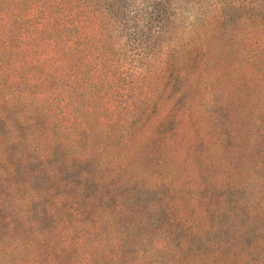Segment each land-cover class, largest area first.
<instances>
[{
  "label": "rangeland",
  "instance_id": "rangeland-1",
  "mask_svg": "<svg viewBox=\"0 0 264 264\" xmlns=\"http://www.w3.org/2000/svg\"><path fill=\"white\" fill-rule=\"evenodd\" d=\"M30 2L0 0V38L2 31L7 34L0 41V62L5 68L11 66L0 72V97L20 101L27 93L35 101L45 94V108L28 111L27 105H3L0 109L9 112L7 118L17 124L20 138L31 136L29 145L20 140L13 146L11 155L16 161L20 157L15 152L21 148L47 152L53 144L51 134L61 135V145L55 142L51 148L56 154L53 160L73 169H62V175L46 178L44 183L33 181L48 190L45 204L54 206L60 217L66 216L84 195L80 208L90 205V213L96 216L114 212L118 206L124 212L138 211L137 202L141 201L161 212L159 226L165 228L169 214L176 224L170 230L174 237L170 246L180 248L182 244L183 248V243L189 242L196 251L174 248L168 256H152L140 264H264V29H243L237 34L225 29L221 35L217 8H194L182 21L183 33L174 42L152 58H135L125 48L116 49L120 46L118 36L102 33L106 26L103 17L94 15L85 26L76 21L83 34L88 29L97 34L89 41H78L76 47L83 52L70 62L87 73L89 68L83 71L80 63L87 56L84 48L91 49L97 42L113 59L101 72L102 78L105 68L114 72L117 82L111 78L116 90L112 94L109 85L89 87V74L70 89L72 65L54 75L51 64L39 63L42 54L26 57L33 45L27 39L45 14L44 6L29 14ZM73 33L75 28L67 36L71 38ZM20 36L25 38L22 46H18ZM43 71L49 72L40 77ZM100 91L103 97L96 96ZM68 98L75 102L72 118L63 116L68 109L63 101ZM66 124L71 131H63ZM5 129V125L0 128L4 143L7 134L1 130ZM85 175L87 181L81 179ZM69 180L77 181L66 187ZM61 195L70 196V200L58 206ZM114 222L102 224L96 235L84 230V235L90 234L84 243L70 240L71 248L61 254L66 256L61 262L72 264L81 258L78 244L87 248L101 232L110 234L114 242L121 232ZM198 229L205 233L202 242L186 238ZM150 231L145 237L136 234V241L157 242L158 233ZM133 238L134 233L127 242ZM106 241L108 247L107 238L101 246ZM214 241V246L209 245ZM38 248L45 257L58 256L55 250L61 247L55 242V249ZM7 256L25 261L32 255L23 248L21 253ZM90 257L87 264H119L116 256L109 254ZM129 259L125 256L123 260L132 264ZM45 261L43 258L41 264Z\"/></svg>",
  "mask_w": 264,
  "mask_h": 264
},
{
  "label": "trees",
  "instance_id": "trees-1",
  "mask_svg": "<svg viewBox=\"0 0 264 264\" xmlns=\"http://www.w3.org/2000/svg\"><path fill=\"white\" fill-rule=\"evenodd\" d=\"M42 6L45 8L42 24H38L30 33L27 40L33 43L32 50L25 53L27 58L33 54H42L43 57L38 59L39 63L51 64V67L54 68V75L66 72V68L70 69L72 65L70 58H77L82 54L83 50L76 47L78 41H89V37L97 34L94 29H88L83 34L76 23V21H80V25L85 26L94 15L101 16L105 20L106 26L101 29L102 33L107 34V36L119 37L120 46H116V49L125 48V51L131 52L135 58H152L174 42L178 34L183 33L180 31L182 21L186 20L187 14H191L194 8L197 10L204 7L217 8V31L221 32V35L226 30H232L237 34L243 29H264V0H31L29 14L34 15ZM78 16H81L80 19ZM73 28H75V33L70 38L67 34ZM6 36V31H2L0 41ZM24 39L23 36L18 38V46H22ZM97 45L98 43L94 42L90 45L91 49L84 48L87 51L85 54L87 56L83 57L80 63H82L83 71L89 68L87 73L80 72L72 65L68 79L70 89L79 82L81 77L89 74L91 79L90 85L88 84L89 87L96 88L100 83L109 85L113 90L112 94H114L116 93L115 85L110 82L111 78L117 82L114 72L110 68H105L103 78L101 74L102 67L110 66L113 59L107 50L102 47L99 48ZM33 51L35 53H31ZM17 53L19 54V52ZM4 66L5 64L0 62V72L7 71L11 67L7 65L5 68ZM48 72L43 71L40 77H45ZM98 95L103 97V91L96 94V96ZM88 99L89 96H87L86 101ZM46 100L45 94L37 96L35 101H31L30 95L27 93L21 96L20 101L0 97V108L3 105L11 108L27 105L28 111H36L37 107L43 109V102ZM109 100L108 97L106 102ZM63 103L68 108L67 113H64L63 116L72 118L70 113L75 102L68 98ZM52 107L57 112L54 104ZM6 113L9 112L0 109V128L5 125L6 129L1 131L3 134H7L5 143L1 141L2 137L0 136V254H3L0 256V264H41L43 258H46L43 264H63L61 260L66 256H61V254L71 248L70 240L74 239L77 243H84L90 239V234L96 235L102 224L110 226L114 220H118L114 224L121 230L119 237L112 242L109 239L110 234L101 232V235L92 241L90 246L86 244L87 248H82V244H78L77 250L82 252V257L77 258L76 261L78 262L75 261L72 264H87L91 260L90 256L94 253L101 256H107V254L116 256L119 264H126L127 262H124L123 259L125 256H129L132 264H140L152 256H168L174 252V248H178L180 252H183L184 247L187 251H196L191 249L192 246L189 245V242L183 243V248L182 244H180V248L171 247L172 244L169 243V240H173L174 237L171 236L170 230L175 229V222L167 214L168 227L159 226L161 220L158 218L161 212L150 204V207L143 206L141 201L137 202L138 211L124 212L118 206L114 212L97 213L96 216H92L90 205L84 209L80 208V202L86 200L82 197L84 195H81L76 199L77 203L68 209V215L60 217L54 206L48 207L45 204V199L49 194L48 190L43 184L36 186L33 181L38 180V182L44 183L46 178L50 179L53 176L57 178L55 176L58 173L62 175L60 172L62 169H68V171L73 169L71 166H64L57 160H53L56 154L51 148L55 142L61 145V135L56 137L51 134L53 144L47 152L37 148H21V152H15V156L20 157L19 161H16L11 155L13 146H17L20 140L23 141L22 145L25 143L29 145V137L31 136L20 138L21 136L16 130L17 124L9 120ZM22 119L23 117L19 118L17 122H21ZM71 128L69 124H66L63 126V131H71ZM5 150L9 152L5 153ZM70 160L73 159L70 158ZM71 163L69 162V164ZM81 179L87 181V175ZM76 181L69 180L66 187L75 185ZM92 181L94 182L95 179ZM79 186H82V183L79 182ZM66 187L64 186V188ZM69 200L70 196L61 195L57 198V204L62 206L67 204ZM106 200L103 196V201ZM69 216H73L74 219H69ZM84 230H89L90 234L84 235ZM147 230L161 234H157V242L145 244V238H142L141 243L136 241L137 235L145 237L148 234ZM200 231L199 229L197 231L191 230L190 234L185 237L202 242L205 233ZM132 233H134V238L127 242ZM168 236L169 238H167ZM106 238L109 240L108 247L107 241L104 246H101ZM55 242L61 247L59 251L55 250L59 253L58 256H40L43 250L38 246L47 250L55 249ZM215 244L216 241L209 245L214 246ZM23 248L29 249L32 255L27 260L21 261L18 258L12 260V256H7L10 252L21 253ZM104 248H109V251Z\"/></svg>",
  "mask_w": 264,
  "mask_h": 264
}]
</instances>
